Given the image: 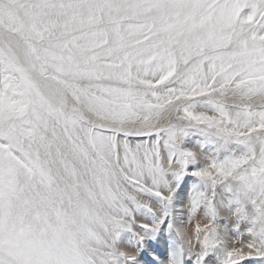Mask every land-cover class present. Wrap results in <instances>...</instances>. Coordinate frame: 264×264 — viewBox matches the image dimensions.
<instances>
[{
    "label": "snow or ice",
    "instance_id": "snow-or-ice-1",
    "mask_svg": "<svg viewBox=\"0 0 264 264\" xmlns=\"http://www.w3.org/2000/svg\"><path fill=\"white\" fill-rule=\"evenodd\" d=\"M154 240L264 264V0H0V264Z\"/></svg>",
    "mask_w": 264,
    "mask_h": 264
},
{
    "label": "rangeland",
    "instance_id": "rangeland-1",
    "mask_svg": "<svg viewBox=\"0 0 264 264\" xmlns=\"http://www.w3.org/2000/svg\"><path fill=\"white\" fill-rule=\"evenodd\" d=\"M189 184H191V180H189ZM153 248L155 249V252H149L146 257L141 258V264H148V261L152 260L153 257H158L161 264H167L168 249L163 240H161L160 242H155L154 240Z\"/></svg>",
    "mask_w": 264,
    "mask_h": 264
}]
</instances>
